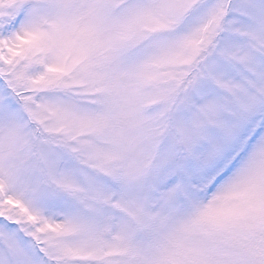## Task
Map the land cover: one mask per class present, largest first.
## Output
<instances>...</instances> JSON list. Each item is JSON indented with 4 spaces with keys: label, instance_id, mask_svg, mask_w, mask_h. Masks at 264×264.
Segmentation results:
<instances>
[{
    "label": "snow or ice",
    "instance_id": "snow-or-ice-1",
    "mask_svg": "<svg viewBox=\"0 0 264 264\" xmlns=\"http://www.w3.org/2000/svg\"><path fill=\"white\" fill-rule=\"evenodd\" d=\"M0 264H264V0H0Z\"/></svg>",
    "mask_w": 264,
    "mask_h": 264
}]
</instances>
